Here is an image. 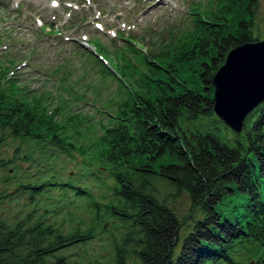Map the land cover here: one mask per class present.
Masks as SVG:
<instances>
[{
  "label": "trees",
  "instance_id": "1",
  "mask_svg": "<svg viewBox=\"0 0 264 264\" xmlns=\"http://www.w3.org/2000/svg\"><path fill=\"white\" fill-rule=\"evenodd\" d=\"M257 9V0H231L215 16L222 24L206 25L202 37L188 44L194 46L184 50L182 60L172 67L183 84L159 83L154 98L132 118L140 137L136 149L121 143L98 148L112 165L117 185L113 201L91 223L84 220L67 229L66 206L53 221L36 203L25 205L13 217L5 216L1 194L0 264H106L103 259L73 261L62 253L96 235L114 248L115 264H264V227L256 214L253 184L264 178V102L233 139L220 128L209 132L196 124L199 118L214 116V74L229 51L257 39L252 36ZM1 103L0 133L9 131L20 139L17 156L20 151L23 160L44 169L58 159L64 150L57 140L66 143L69 137L54 130L50 119L37 116L31 106ZM52 135L56 136L50 141ZM79 149L96 156L92 145ZM158 180L169 182L172 199L189 196L190 214L183 220L158 197ZM26 186L22 188L34 200L44 191L39 182ZM104 214L119 219L118 238L116 223L97 233L95 225ZM189 219L192 223L183 233Z\"/></svg>",
  "mask_w": 264,
  "mask_h": 264
},
{
  "label": "water",
  "instance_id": "2",
  "mask_svg": "<svg viewBox=\"0 0 264 264\" xmlns=\"http://www.w3.org/2000/svg\"><path fill=\"white\" fill-rule=\"evenodd\" d=\"M240 47L233 49L228 58L232 53L243 48H249L251 53L264 56V41ZM228 58L214 76L216 86L214 109L227 124L239 131L246 114L264 99V58L248 75H242L233 66L231 68ZM241 59L243 57L235 54L230 61Z\"/></svg>",
  "mask_w": 264,
  "mask_h": 264
},
{
  "label": "rangeland",
  "instance_id": "3",
  "mask_svg": "<svg viewBox=\"0 0 264 264\" xmlns=\"http://www.w3.org/2000/svg\"><path fill=\"white\" fill-rule=\"evenodd\" d=\"M254 34L256 35H262L264 36V0H259V9L257 12V17H256V27L254 28ZM19 144V140H16L12 138L8 132H1L0 133V159H5L8 157H11ZM16 160V159H15ZM21 161V160H17ZM29 163H24V167L27 168ZM6 169H0V175H2ZM15 179L12 180L14 182ZM110 181V180H109ZM111 182H109L110 184ZM156 186L158 189V197L161 200H164L167 202V204L171 207H173L176 212L178 213L180 219H184L185 216L190 214V209H191V201L190 198L187 194H182L181 197L178 199H172V193L173 190L166 180H158L156 182ZM15 185H8L7 183L0 182V194L3 193V189H5L7 192H13V188ZM17 188H19L17 186ZM17 196L13 195V198ZM28 198V196H23L21 198V201H25ZM19 201V200H18ZM18 201H13V202H8L6 201L3 205L4 210L3 213L4 215H10V217H13L16 213L17 210L20 209V204ZM80 205V203H76L75 207ZM218 209L221 208V206L218 205ZM78 214H81V212H78ZM203 217V216H201ZM112 221L111 219H109ZM192 223V220H186V225L183 228V233H185V229L189 227V225ZM122 229H119V232H121ZM104 242L100 240V245H95V240L88 243L87 248H84L81 245H76L73 248H67L62 251L65 255L68 252V257L70 260H77L78 257H83L86 259V261L93 259L95 256H100L105 262H109L111 264H114V249L113 247H108L106 246L104 248ZM86 249V250H85ZM89 258V259H88Z\"/></svg>",
  "mask_w": 264,
  "mask_h": 264
},
{
  "label": "bare ground",
  "instance_id": "4",
  "mask_svg": "<svg viewBox=\"0 0 264 264\" xmlns=\"http://www.w3.org/2000/svg\"><path fill=\"white\" fill-rule=\"evenodd\" d=\"M235 54L243 57V59L236 60L235 63L230 61L231 57ZM263 58V55L259 53H251L249 48H244L238 49L232 53V55L228 58V63L231 65V68L232 66L235 67L242 75H248L257 65H259L261 61H263Z\"/></svg>",
  "mask_w": 264,
  "mask_h": 264
},
{
  "label": "snow or ice",
  "instance_id": "5",
  "mask_svg": "<svg viewBox=\"0 0 264 264\" xmlns=\"http://www.w3.org/2000/svg\"><path fill=\"white\" fill-rule=\"evenodd\" d=\"M53 3H55V0H53Z\"/></svg>",
  "mask_w": 264,
  "mask_h": 264
}]
</instances>
